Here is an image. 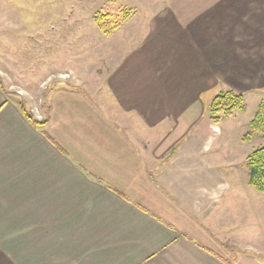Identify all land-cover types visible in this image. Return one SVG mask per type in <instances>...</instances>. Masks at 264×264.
I'll list each match as a JSON object with an SVG mask.
<instances>
[{
	"label": "crops",
	"instance_id": "0c3cea01",
	"mask_svg": "<svg viewBox=\"0 0 264 264\" xmlns=\"http://www.w3.org/2000/svg\"><path fill=\"white\" fill-rule=\"evenodd\" d=\"M171 1L148 31L107 36L123 53L99 74L18 92L39 125L0 88V264H264V194L234 134L245 106L208 116L219 93L264 91V7Z\"/></svg>",
	"mask_w": 264,
	"mask_h": 264
},
{
	"label": "rangeland",
	"instance_id": "374dc122",
	"mask_svg": "<svg viewBox=\"0 0 264 264\" xmlns=\"http://www.w3.org/2000/svg\"><path fill=\"white\" fill-rule=\"evenodd\" d=\"M8 1L0 0V86L9 98L23 105L24 99L18 92L27 91L33 98H39L59 85L60 72L74 71L72 68L78 66L77 70H82V74L89 78L95 75L97 69L100 73L101 64L107 66V61L120 59L123 38L117 36L109 40L105 37L93 21L95 15H118L120 18L122 10H127L132 14L115 31H148L150 25L160 21L157 19L160 14H173V7L179 8L174 0ZM183 5L186 6L181 4L178 17L180 21L185 20L184 25L188 24V31H204L207 22L204 19L198 22L200 16H195L192 6L188 4L186 9ZM258 5L264 7V0H260ZM249 9L251 11L252 6ZM117 22V19L108 18L103 25L110 29ZM136 37L125 41L126 50L134 45L139 38ZM76 74L74 71V77ZM61 76L72 77L71 73ZM263 100L264 91L254 97L246 96L245 113L238 114L235 123L236 137L249 132V122ZM239 143L241 145L242 142ZM242 144L240 151L249 154L264 146V139L253 136Z\"/></svg>",
	"mask_w": 264,
	"mask_h": 264
},
{
	"label": "trees",
	"instance_id": "16d2710c",
	"mask_svg": "<svg viewBox=\"0 0 264 264\" xmlns=\"http://www.w3.org/2000/svg\"><path fill=\"white\" fill-rule=\"evenodd\" d=\"M132 13L127 10H122L120 18L112 15L97 14L94 16L93 21L95 25L101 30V32L108 36L113 31L118 29L121 23L125 22ZM117 19V23L110 29H106L103 23L106 19ZM119 18V20H118ZM4 91V89L0 86ZM5 92V91H4ZM7 94V93H6ZM22 114L35 124L39 123L35 121L30 113L26 111L24 105L17 102ZM244 110V99L242 95L236 94L232 91L222 92L214 96L208 107V116L213 123H219L220 121L231 117L234 111ZM249 132L244 136V140H249L253 136H259L264 139V100L258 105V108L249 122ZM246 166L248 170V183L257 192L264 194V146H259L257 149L249 153L246 157Z\"/></svg>",
	"mask_w": 264,
	"mask_h": 264
}]
</instances>
